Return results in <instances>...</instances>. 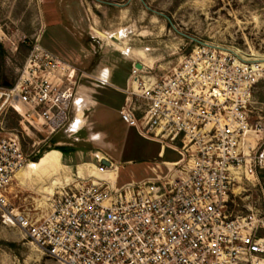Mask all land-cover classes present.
<instances>
[{
    "label": "built area",
    "instance_id": "obj_1",
    "mask_svg": "<svg viewBox=\"0 0 264 264\" xmlns=\"http://www.w3.org/2000/svg\"><path fill=\"white\" fill-rule=\"evenodd\" d=\"M259 57L198 42L160 79L140 78L133 66L119 114L161 144L160 158L169 148L179 159L155 162L151 176L118 185V167L102 157L109 166L101 160L61 184L42 214L13 206L11 186L29 158L17 134L1 137L3 217L61 264H264V214L228 209L243 175L264 168L262 128L251 109L264 78ZM82 77L93 78L35 44L15 81L0 85V109H14L29 130L66 131L76 122Z\"/></svg>",
    "mask_w": 264,
    "mask_h": 264
},
{
    "label": "rangeland",
    "instance_id": "obj_2",
    "mask_svg": "<svg viewBox=\"0 0 264 264\" xmlns=\"http://www.w3.org/2000/svg\"><path fill=\"white\" fill-rule=\"evenodd\" d=\"M198 42L263 58L264 0H0V85L15 81L38 43L93 76L79 80L73 112L74 122L80 119L77 129L52 135L29 130L14 109H0V138L17 134L28 163L60 146L75 149L58 150L62 167L53 186L40 178L21 180L19 174L26 167L19 172L11 186L13 206L47 212L58 187L82 175L90 167L84 162L102 154L118 167V185L151 176L155 162L179 159L169 148L160 158L161 144L128 127L119 110L135 63L144 66L140 78L157 80L178 66ZM105 72L107 81L102 78ZM251 109L264 142V78L255 88ZM228 209L233 215L264 214V168L255 176L243 175ZM0 264L61 263L32 244L0 209Z\"/></svg>",
    "mask_w": 264,
    "mask_h": 264
},
{
    "label": "bare ground",
    "instance_id": "obj_3",
    "mask_svg": "<svg viewBox=\"0 0 264 264\" xmlns=\"http://www.w3.org/2000/svg\"><path fill=\"white\" fill-rule=\"evenodd\" d=\"M114 38L116 39L118 37H114ZM259 59L264 60V57L263 58L259 57ZM108 73H109V71H108ZM102 78H104L106 81L109 80L108 75H106V72L103 73ZM138 78L139 77H137V76H135V78H134L136 84L138 83V80H139ZM82 92H84V91H82ZM79 122H80V119L78 117V119L75 122L74 128H76V129L79 128ZM99 135H101V134H99ZM98 138H99V136H98ZM60 154L61 153L58 150L46 151L38 161L27 163V165L25 166L26 168L25 167H24L25 169L23 168L24 171H22L23 169L19 171V172L22 171L19 174L20 179L24 180V179H28V178H40V181H42L44 185H47V184H49V186L55 185L56 180H57L56 178H58L59 172H60L61 167H62ZM89 166L93 167V165H91V164H89ZM18 173L16 174V176L18 175ZM53 180H55V182H53Z\"/></svg>",
    "mask_w": 264,
    "mask_h": 264
},
{
    "label": "crops",
    "instance_id": "obj_4",
    "mask_svg": "<svg viewBox=\"0 0 264 264\" xmlns=\"http://www.w3.org/2000/svg\"><path fill=\"white\" fill-rule=\"evenodd\" d=\"M101 134H106V132H105V131H102ZM108 143L111 144L110 141H109ZM111 145H112V144H111ZM103 156H104V155L102 154V157H103ZM102 157H101V156L92 157V159H95L97 162H96V161H93V160H89L88 162H84V164H87V165H88V163H90V164L93 165L94 167H98V166L100 165V161L103 160ZM105 157L110 159V157H107V156H105ZM94 173H95V172H94ZM16 177H17V176H16ZM117 178H119L118 171H117ZM17 179H19V178L17 177Z\"/></svg>",
    "mask_w": 264,
    "mask_h": 264
},
{
    "label": "trees",
    "instance_id": "obj_5",
    "mask_svg": "<svg viewBox=\"0 0 264 264\" xmlns=\"http://www.w3.org/2000/svg\"><path fill=\"white\" fill-rule=\"evenodd\" d=\"M58 150L62 151L63 153H67V152H71V151H74L75 149L73 148H70V147H66V146H60L57 148ZM34 161H38L37 160V157H34L33 158Z\"/></svg>",
    "mask_w": 264,
    "mask_h": 264
},
{
    "label": "water",
    "instance_id": "obj_6",
    "mask_svg": "<svg viewBox=\"0 0 264 264\" xmlns=\"http://www.w3.org/2000/svg\"><path fill=\"white\" fill-rule=\"evenodd\" d=\"M148 7V6H147ZM149 8V7H148ZM168 18V17H167ZM169 19V18H168ZM170 20V19H169ZM115 39V38H114ZM135 66L137 67V68H139V69H143V64L142 63H140V62H137V63H135ZM40 159V158H39ZM38 159V160H39ZM102 163H104V164H106V165H110V161H108L107 159H103L102 160Z\"/></svg>",
    "mask_w": 264,
    "mask_h": 264
}]
</instances>
